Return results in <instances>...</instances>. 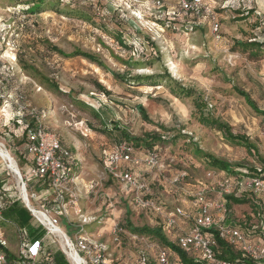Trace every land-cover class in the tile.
<instances>
[{"label": "rangeland", "instance_id": "1", "mask_svg": "<svg viewBox=\"0 0 264 264\" xmlns=\"http://www.w3.org/2000/svg\"><path fill=\"white\" fill-rule=\"evenodd\" d=\"M45 1L51 4L31 13L28 8L33 0H0V144L15 162L20 158L17 150H23L22 126L17 121H21L53 132L70 151L79 170L70 186L77 200L56 216L59 223H64L65 215L75 224L83 219L85 225L106 221L102 236L111 232V225L124 229L127 220L135 227L158 226L157 218L128 207L123 196L129 191L127 184L115 182L103 169L104 152L128 138L145 139L152 133L165 138H161L160 156L169 165L167 171L155 176L142 166L137 170L169 210L174 205L188 206L191 198L186 192L199 186L194 180L209 186L207 172L217 173L206 168L205 160L192 155L194 145L235 167L256 164L263 168L264 115L254 112L235 86L247 91L264 110V67H254L264 56L251 60L235 46L238 39L250 41L251 34H259V29L253 28L257 25L253 16L247 19V27L238 26V11H242L238 0L202 1L219 25L217 32L212 30L208 13L200 9L198 14H184L179 0H159V6L157 0ZM75 9L91 19L71 15ZM78 51L90 54L93 61L70 57ZM118 75L124 83L118 81ZM136 78L149 79L137 82ZM139 104L148 121L137 111ZM200 113L218 118L235 134L248 137L258 159L243 146L226 142L214 128L201 125ZM181 170L187 171V177L173 189L169 178ZM0 182L3 202L22 201L23 184L1 158ZM90 184L96 192L94 200L88 196ZM25 191L33 208L42 210L33 196L35 188L25 183ZM230 208L238 220V205ZM239 213L247 215L243 209ZM187 224L188 220L183 221L180 227ZM71 229L75 231L74 226ZM83 233L105 241L91 230L85 231V226ZM175 235L171 231L167 237L173 245ZM141 236L147 238L144 243L120 235L121 259L130 256L132 262L142 252L155 264L160 246L170 250L171 258L179 259L171 247ZM108 252L111 256V248Z\"/></svg>", "mask_w": 264, "mask_h": 264}, {"label": "built area", "instance_id": "2", "mask_svg": "<svg viewBox=\"0 0 264 264\" xmlns=\"http://www.w3.org/2000/svg\"><path fill=\"white\" fill-rule=\"evenodd\" d=\"M155 4L161 5L159 0ZM178 5L184 14H198L202 9V12L208 13L207 15L210 17L212 30L218 31V23L210 10L203 6L202 0H179ZM26 136L29 141L27 152L32 156L34 164L30 174L36 179L48 182L60 200V207L64 213L65 207L69 203L73 206L76 205L75 201L77 200V197L72 196L71 193L74 192L70 189L79 173L74 158L53 132L43 128H28ZM155 150L156 148L142 149L138 152L124 141L118 142L103 154L104 171L115 182L121 181L127 184L126 189L129 191L125 192L123 196L128 207L133 211L157 218L156 223L162 228L166 237L170 235L171 231L176 233L174 242L180 251L201 260L205 264H250L249 261L253 264H264V240L261 243H254L246 238L241 228L224 226L223 224L228 213L225 197L249 192L258 198L260 206V220H254L250 229L251 231H258L260 236L264 237V173L235 177L223 171L207 172L206 180L210 185L206 186L202 182L194 180L193 183L200 187L198 186L196 191L192 193L186 192L191 198L188 206L174 205L169 210L164 200L155 197L150 182L137 170L138 167L142 166L145 170L154 171L155 176H162L167 171L169 165ZM189 160L192 158L189 157ZM239 171L242 174H247L245 168ZM186 177L187 171H177L171 174L169 183L173 189H176ZM21 183L25 186L22 177ZM91 184L90 190L93 188ZM67 195H71V198H67ZM28 209L48 234L60 239L62 250L67 258H69L68 253L75 250L81 256L84 264H115L109 258L108 244L84 235L83 226L85 224L83 223L86 221L85 219L75 227L76 235L71 239L61 231L57 217L51 216L50 211L38 210L37 212L48 216L45 221H40L35 215V211ZM251 217L254 218L252 214ZM187 220L191 226L186 230L180 227V223ZM211 230L215 231L216 238ZM121 234L140 243L147 240L141 235L127 233L119 224H115L110 232L111 243L120 246ZM217 240L232 250L239 251L241 257L233 261L220 258L221 249L220 246L218 248ZM0 244L4 246L5 242L0 240ZM41 252L39 241L31 245L21 246L20 261L17 264H38L37 258ZM0 264H8L7 257L1 250ZM124 264H148L147 255L141 252L136 260L127 261ZM155 264L179 263L177 259L171 258L168 248L160 246L156 250Z\"/></svg>", "mask_w": 264, "mask_h": 264}, {"label": "trees", "instance_id": "3", "mask_svg": "<svg viewBox=\"0 0 264 264\" xmlns=\"http://www.w3.org/2000/svg\"><path fill=\"white\" fill-rule=\"evenodd\" d=\"M47 3L51 4V1L46 2L45 0H33L32 7H29L28 9L31 11V13H36V11L39 10L41 7H43L45 4L48 5ZM71 13H72L71 15L76 16L79 19H83V20H87V21H89L91 19L87 14L79 12V10H77V9L72 10ZM259 26L262 27L260 24H259ZM249 39H250V41H237V42H235V46L238 47V51L241 53H246L247 56L249 57V59H251V60H259V59L263 58V56H264V42L257 40L258 36L255 34H251V37ZM119 43L121 45H123V42H121L120 40H119ZM74 56H81V57L86 58L90 61H93V58L90 54L82 53L80 51L73 52V54L70 55V57H74ZM117 77H119V80H118L119 82L124 83V81H125L124 78H122L119 75ZM116 79H118V78H116ZM147 79H149V78H136L134 81L140 82V81H145ZM43 84H44V82H40V85H43ZM50 85H52V84H50ZM153 85L157 86V84H153ZM97 87L99 90L103 91V93L110 95V93L107 90L101 88L100 86H97ZM53 88L56 91L59 90V87L57 85H54V84H53ZM235 90L241 97L244 98L246 104L248 106H250L254 112L259 113L261 115H264V110H260L257 107V105L250 98L248 93H246L244 90H242L236 86H235ZM185 92L186 91H184L183 93H185ZM136 109L139 112V114L142 116V119L148 121V118L146 117V114H145L144 107L141 104H139L138 106H136ZM96 117L98 118V115H96ZM199 122L201 125H203L205 127H212L215 130H217L218 132H220L226 142H228L230 144L243 146L248 151V153H251L250 154L251 156H254L256 159H258L257 154L254 151L256 149V147L250 142L248 137H246L244 135H240V134H235L232 131V129L228 123H226V122H224L218 118L210 117L209 115H206L204 113L199 114ZM17 123H18V125L22 126L21 139L23 141L22 142L23 150L22 151L17 150V151H19L18 153L20 155V158L18 160H16V162L18 164V168L20 170L19 173L21 174V176H22V178L26 184L28 183L32 188L33 187L35 188L34 196L37 200H39V203L41 204L40 209L48 210V211L52 212L53 214H55L56 216L60 215L63 213V210L60 207V200L56 197L53 190L50 188L48 182L46 180L42 181V180L36 179V178L32 177L30 174L33 167H34V164H33L32 156L29 155L27 152V145H28L29 141H28L27 136H26V131L28 130V128H42V127L41 126H35L33 124H30V123L22 124L21 121H17ZM46 131H48V130H46ZM124 135L125 134L123 133V137H124ZM144 137H146V138L140 139V140L137 138H128V140H126L125 142H127L130 146H132L136 151L139 149H142V148L143 149H154V148H156L155 151L160 155L161 150L163 149V146L160 144L161 142H163L161 140V138L162 139H165V138L163 136L160 137L156 133H152V134H149V135L144 136ZM147 137H149V138H147ZM193 147L194 148L191 151L192 155L197 159L205 160L206 161L205 162L206 168L208 170L216 171V172L223 171V172L229 174L230 176H235V177L246 176V175L254 176V175H260V174L264 173V166L262 168L261 166H257L256 164H254L251 168L243 167L247 170V174H242L241 171H239L240 169H243L242 167H235L234 165L226 162L225 160L219 159V158H217L211 154L204 153L196 145H194ZM15 157L17 159V156H15ZM0 188H1V182H0ZM225 198L227 201L228 213L225 217V220L223 221L224 226L241 228V230L244 233V235L246 236V238L249 241H252L254 243H255V241H257V239L264 240V237H261L260 233L258 231H255V230L251 231V229H250L251 226L253 225L254 220H260V206H259L258 198L252 196V194L249 192L238 193V195L233 194V195L227 196ZM13 201L19 202L22 205H25L24 203H22V201L20 202L18 199H12V200H10V202H3L0 198V217H2L1 213L4 210L6 211V210H9L11 208V205L14 203ZM232 204H234V205H236V204L237 205L248 204L250 207V214H252L254 216V218L248 216V214H247V215H243L244 219L238 217V220L235 221L234 219L236 217L233 215L234 213L232 212V209L230 208V205H232ZM32 207H34V206H32ZM24 209L26 211V214L21 215L19 217L21 224L24 225L22 227H24V228H21L20 230L27 233L25 231V228H26L29 220L31 218L32 219H36V218L32 217L30 215L31 212L28 211L29 209L27 206L24 207ZM123 228L127 229L130 233H133V234L144 235V236L146 235V236L152 237L153 239H156L158 241V243L162 244L163 246L171 247L172 250L175 253H177V255L179 257V259H177L179 264H205L201 260H198L195 257L189 256L188 254H185L184 252L180 251L175 245L168 242L167 237L164 235L162 228L160 226L150 227L148 225H143L141 227H135L131 224V222H129L127 220V221H125V225L123 226ZM45 231H46V229H45ZM211 233L216 238L215 231L211 230ZM36 241H39V240H36ZM36 241H32L30 243L25 242L22 244V246L31 245ZM39 242L41 244V241H39ZM217 245H218V248L220 246V249H221L220 258H223V259H226L229 261H233V260L239 259L241 257V254L239 251L232 250L229 246L225 245L220 240H217ZM0 250L3 252V246L1 244H0ZM41 250H42V252L37 258L38 264H55V263L58 264L57 263L58 261L51 260V258L49 257V254H48V250L45 247H43L42 245H41ZM6 257H7V259L10 258L9 255H6ZM19 261H20V259H18L17 262L14 261L15 262L14 264H17ZM147 261H148V264H152V261H150L148 256H147ZM249 263L253 264V262H250V261H249ZM8 264H9V262H8ZM10 264H11V262H10Z\"/></svg>", "mask_w": 264, "mask_h": 264}, {"label": "crops", "instance_id": "4", "mask_svg": "<svg viewBox=\"0 0 264 264\" xmlns=\"http://www.w3.org/2000/svg\"><path fill=\"white\" fill-rule=\"evenodd\" d=\"M238 5L242 9V11H240V12L238 11V22H239L238 26L239 27H243V26L247 27V23H248L247 19H249L250 16H253V19L257 20V25L254 26L253 28H254V30H255V28L259 29L258 30L259 34H256L254 32V30H252L251 26H250L251 27L250 31L254 32L253 34L258 36L257 40L264 42V26H263L264 25V0H238ZM259 24L262 27H260ZM238 41H239V39H238ZM240 41H243V40L240 39ZM256 66H259V67L263 66L264 67V59L260 60V62L255 64L254 67H256ZM242 90H244V89H242ZM245 92L248 93L247 91H245ZM252 92H254V91H252ZM249 96H250V94H249ZM250 98H251V96H250ZM74 187H76V186H74ZM95 195H96V192L95 191L93 192V190H91L88 193V196L92 198L91 200L96 199ZM24 207H26V206L22 205L19 202H14L11 205V208L9 210H6V211L4 210L1 213L2 217H0V239L5 242V245L3 246V252L6 255L10 256V258L7 259L9 264H10V262H11V264L12 263L14 264L15 262H17V260L19 259L18 258L19 257V251H20V248H21L23 243H25V242L30 243V242L36 241V240L41 241V245L48 250V254H49V257L51 258V260L58 261L57 262L58 264H71L70 259L66 257V255L64 254V252L62 250L61 243H59V239L56 236L48 234L45 231V229L43 228V226H41V224L38 222V220L32 219V218L29 220V222L25 228V231L27 233L20 230L21 228H24V227H22L24 225L21 224V221L19 218L21 215L26 214ZM67 207L68 206H66L65 208L67 209ZM241 209H243V211H247L248 215L250 214V207L248 204H243V206L238 205V217L241 216V214L239 213V212H241ZM30 215L32 217H34L32 215V213H30ZM54 216H56V215L54 214ZM64 217H66V219L64 220V223H59V227H60L61 231L67 237L73 239L76 235L75 234L76 228H75L74 232H71V230H73V229H71V227L72 226L76 227L79 225V223L78 224L71 223L70 221H73V220L68 218L66 215ZM105 223H106V221L103 222V224H100L97 220L91 224L84 225L85 231L87 229H89V230H91V232H93L94 236H97L99 238L100 236H102V229L106 226ZM123 223H124V221H123ZM100 225H103V227H99ZM190 226H191V223L189 222V224H187L184 228L187 230ZM111 227H113V226L111 225ZM110 229H112V228H110ZM84 235L86 236V234H84ZM103 235L104 236H102V237H103V239H105V241H102V242H105L106 244L110 245L109 249L111 248L112 254H111V256H109V258H110V260H112L113 263L124 264L125 262L130 261V258H131L130 256H126L125 259H121L120 254H119V250H118V248H120V246H116V245H113L111 243L110 230L106 234H103ZM102 237H101V239H102ZM257 241H255V243H261L262 242L261 239H257ZM121 246H122V244H121ZM112 247H113V249H112ZM108 254H110V253L108 252Z\"/></svg>", "mask_w": 264, "mask_h": 264}, {"label": "bare ground", "instance_id": "5", "mask_svg": "<svg viewBox=\"0 0 264 264\" xmlns=\"http://www.w3.org/2000/svg\"><path fill=\"white\" fill-rule=\"evenodd\" d=\"M0 158L5 162L6 167L13 174H15L16 178H18L17 171H19V170H18V167L16 165V162L14 161V159L11 157V155L4 149V147L1 144H0ZM20 195H21V199L24 200L25 205L28 208H30L31 210L35 211V215L40 219V221H45V219L48 218V216L37 212L38 210L34 209L31 206L30 201L27 197L25 188H23V186L20 187ZM68 257L71 261V264H84L82 262L81 256H79L75 250H72L71 252H69Z\"/></svg>", "mask_w": 264, "mask_h": 264}, {"label": "water", "instance_id": "6", "mask_svg": "<svg viewBox=\"0 0 264 264\" xmlns=\"http://www.w3.org/2000/svg\"><path fill=\"white\" fill-rule=\"evenodd\" d=\"M17 175H18L19 180L21 181V175H20L19 171H17ZM23 188H25L24 185H23ZM20 197H21V195H20ZM21 200H22V202L24 203V200H23V199H21Z\"/></svg>", "mask_w": 264, "mask_h": 264}]
</instances>
